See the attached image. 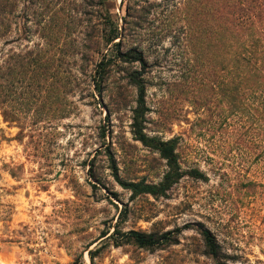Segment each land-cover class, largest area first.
<instances>
[{"label":"rangeland","instance_id":"1","mask_svg":"<svg viewBox=\"0 0 264 264\" xmlns=\"http://www.w3.org/2000/svg\"><path fill=\"white\" fill-rule=\"evenodd\" d=\"M183 1L0 0V264H264L263 131L243 88L232 108L224 53L190 40ZM135 71L143 134L177 139L182 176L156 195L129 186L169 170L135 134ZM116 229L171 240L116 246Z\"/></svg>","mask_w":264,"mask_h":264},{"label":"trees","instance_id":"2","mask_svg":"<svg viewBox=\"0 0 264 264\" xmlns=\"http://www.w3.org/2000/svg\"><path fill=\"white\" fill-rule=\"evenodd\" d=\"M3 11L4 9L1 8L0 15ZM178 11L182 20L186 22L185 29L191 41L195 39L207 46L210 43L209 46H212L217 58H222L224 53L225 65L221 63L218 68L225 72L232 108L236 109L235 100L243 88L247 107L253 110L252 118L260 122L264 141V0H184L178 7ZM121 34L118 28L111 30L106 41L110 44ZM116 46L119 47L120 44ZM115 56L125 62H139L145 65L143 52L137 49L123 52L119 47ZM98 67L96 73L100 74L102 79L106 69L104 61H101ZM131 77L132 83L139 92L138 107L135 111V134L143 143L160 152L167 160L169 170L160 185L129 184V186L136 193L156 195L165 192L182 176L177 153V139L164 141L149 138L143 134L139 118L144 114L146 88L141 73L135 71ZM4 81L3 69L0 66V103L4 102ZM254 102L257 103L256 108H254ZM170 234L165 232L159 235L155 232L147 233L140 230L121 232L116 229L115 233L106 232L102 237L113 239V244L116 246L134 242L141 247H160L171 240ZM202 234L209 254L217 259L219 244L216 237L208 229ZM96 251H89L91 259L94 258Z\"/></svg>","mask_w":264,"mask_h":264}]
</instances>
